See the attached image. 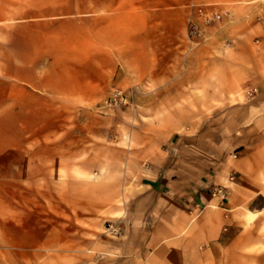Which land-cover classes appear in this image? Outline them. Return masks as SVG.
<instances>
[{
	"label": "crops",
	"instance_id": "crops-1",
	"mask_svg": "<svg viewBox=\"0 0 264 264\" xmlns=\"http://www.w3.org/2000/svg\"><path fill=\"white\" fill-rule=\"evenodd\" d=\"M45 1L75 32L69 71L33 91L74 109L132 96L110 137L124 197L106 218L62 210L44 152L0 147V264H264V0Z\"/></svg>",
	"mask_w": 264,
	"mask_h": 264
},
{
	"label": "rangeland",
	"instance_id": "rangeland-1",
	"mask_svg": "<svg viewBox=\"0 0 264 264\" xmlns=\"http://www.w3.org/2000/svg\"><path fill=\"white\" fill-rule=\"evenodd\" d=\"M45 2L0 0V74L8 71L12 76L0 75V147L44 152L46 159L38 162L45 168L42 177L46 187L56 189H46L44 196L51 200L60 192L62 210L84 206L93 214L114 216L124 195L117 190V144L110 137L116 133V118L130 107L132 96L114 86L92 108L74 109L68 101L33 91L39 90L38 77L44 78L49 90L60 66L69 71L68 41L75 32L66 26L59 30L53 16L39 13ZM225 16L229 19L232 14L226 11ZM254 23L264 26V10ZM92 33L86 34L91 38ZM248 86L249 82L244 95L252 98ZM10 89L12 95H5ZM20 122L25 126L20 127ZM120 230L115 222L103 225L104 235L115 236Z\"/></svg>",
	"mask_w": 264,
	"mask_h": 264
},
{
	"label": "built area",
	"instance_id": "built-area-1",
	"mask_svg": "<svg viewBox=\"0 0 264 264\" xmlns=\"http://www.w3.org/2000/svg\"><path fill=\"white\" fill-rule=\"evenodd\" d=\"M222 16L216 12H213L211 14L208 15V22H211V21H218V20H221ZM195 28V27H194ZM231 181L234 180V177H231L230 178ZM211 195L214 197V198H220L221 200H226L227 199V196H228V189L226 188H216V189H213L211 191Z\"/></svg>",
	"mask_w": 264,
	"mask_h": 264
}]
</instances>
